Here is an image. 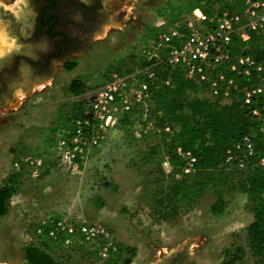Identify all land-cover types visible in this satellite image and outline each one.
<instances>
[{"label":"rangeland","instance_id":"1","mask_svg":"<svg viewBox=\"0 0 264 264\" xmlns=\"http://www.w3.org/2000/svg\"><path fill=\"white\" fill-rule=\"evenodd\" d=\"M24 1L0 0V24L16 46L9 52L23 48L11 32L12 22L34 13ZM182 1L109 0L103 32L66 64H56L48 80L33 82L30 91L24 81L11 83V94L0 102V187L11 178L15 191L0 216V263L25 264L23 248L37 241L39 225L64 218L101 224L118 261L129 258L124 264H159L186 242L185 254L193 264H254L245 235L252 214L243 195L224 190L217 200L215 189L209 188L175 212L155 203L172 169L164 155L146 159L161 137L139 131L142 119L137 111L130 117L133 124L119 121L107 129L97 147L81 154L78 166L59 164L54 156L60 132L70 123L74 106L84 104L88 86L106 79L111 67L150 40V28L165 4ZM16 2L18 12L5 7ZM28 73L26 66H18L19 76ZM73 79L84 83L80 96L68 91ZM32 158L40 164L28 167L25 163ZM43 247L61 264L94 262L87 244ZM235 255L240 258L230 261Z\"/></svg>","mask_w":264,"mask_h":264},{"label":"trees","instance_id":"2","mask_svg":"<svg viewBox=\"0 0 264 264\" xmlns=\"http://www.w3.org/2000/svg\"><path fill=\"white\" fill-rule=\"evenodd\" d=\"M194 9H200L209 18L223 11H239L241 3L239 0H183L176 6L165 4L159 15L173 23ZM150 29L149 38H152L155 30ZM232 50L264 61V35L251 32L247 42L233 41ZM122 69L121 64H117L108 72H123ZM152 71L154 77L151 79L140 76L148 86L150 98L145 120L141 123L150 122L152 129L148 133L159 134L161 140L149 148L145 156L151 161L156 154L164 155L172 169L171 179L160 187L155 203L175 212L191 205L209 188L215 189L217 200L224 190L243 195L244 206L252 214L245 233L247 247L253 263L264 264V167L259 164L264 156V139L259 131V120L248 112L239 94L231 102L222 103L209 97L204 82L185 76L179 68L160 62ZM68 91L80 96L84 92V83L73 79L68 84ZM85 106V101L75 105L69 118L81 114ZM256 106L264 114V97L258 99ZM136 111L141 118V110L135 108L119 121L133 124L130 117ZM166 126L169 131H156ZM244 138L252 144L251 155L235 149L236 144L242 146ZM177 148L190 152L195 158L191 172H183L187 161L176 152ZM229 152L231 158H228ZM14 191L11 178L0 187V216L7 212L8 200ZM46 244L59 245L48 239L26 244L22 251L24 263L61 264L45 250L43 245ZM239 258L240 255H235L230 261ZM128 262L129 258H125L124 263ZM124 263L118 261L112 247L104 264Z\"/></svg>","mask_w":264,"mask_h":264},{"label":"built area","instance_id":"3","mask_svg":"<svg viewBox=\"0 0 264 264\" xmlns=\"http://www.w3.org/2000/svg\"><path fill=\"white\" fill-rule=\"evenodd\" d=\"M239 1V11H223L209 18L200 9L173 23L158 15L152 26L154 36L120 63L123 72L111 71L102 84L86 91L85 108L62 129L54 146L59 164L78 166L81 154L97 147L104 132L114 128L119 119L133 109L141 110V119L145 120L150 98L148 86L140 76L153 78L152 68L160 62L204 82L209 97L222 103L231 102L239 94L248 112L259 120V131L264 139V114L256 106L258 99L264 97V61L232 50L233 41L247 42L251 32L264 35V0ZM131 60H134V68L125 70L124 61ZM151 129V123L146 122L139 131L146 133ZM161 130L167 132L169 127L156 129ZM235 149L243 150L246 155L253 152L248 138H244L242 146L236 144ZM176 152L186 158L183 172H191L195 158L180 148ZM25 164L35 167L40 160L32 158ZM259 164L264 167V156ZM36 233L37 239L65 246L73 242L89 245L94 264H104L113 247L104 227L94 222L54 218L40 224Z\"/></svg>","mask_w":264,"mask_h":264},{"label":"flooded vegetation","instance_id":"4","mask_svg":"<svg viewBox=\"0 0 264 264\" xmlns=\"http://www.w3.org/2000/svg\"><path fill=\"white\" fill-rule=\"evenodd\" d=\"M30 18L12 22V34L22 43L21 53L10 52L0 61V102L12 92L11 83L33 82L50 78L56 64L83 50L94 35L109 21V0H25ZM22 26V30H19ZM4 60H6L5 63ZM26 66L29 73L19 76L18 66ZM159 264H193L185 253H176Z\"/></svg>","mask_w":264,"mask_h":264},{"label":"bare ground","instance_id":"5","mask_svg":"<svg viewBox=\"0 0 264 264\" xmlns=\"http://www.w3.org/2000/svg\"><path fill=\"white\" fill-rule=\"evenodd\" d=\"M18 1H22L23 0H18ZM20 4V3H19ZM16 6H18V2H16L13 6H9V5H5V7L11 9V10H14L16 11V9H14ZM20 6V5H19ZM20 9V8H19ZM21 10V9H20ZM18 12V11H16ZM17 15V14H16ZM10 39V38H9ZM9 39H7V36L4 34V31H3V27L2 25L0 24V58L4 55L7 54V52H9V50H11L12 48L14 49V43L13 41H10ZM19 49V48H18ZM15 51V50H14ZM2 60V59H1ZM0 60V61H1ZM40 85V84H39ZM16 94V93H15ZM19 94V92H18ZM17 95V94H16ZM21 95V94H20ZM19 96V95H18ZM0 264H7V263H0Z\"/></svg>","mask_w":264,"mask_h":264},{"label":"water","instance_id":"6","mask_svg":"<svg viewBox=\"0 0 264 264\" xmlns=\"http://www.w3.org/2000/svg\"><path fill=\"white\" fill-rule=\"evenodd\" d=\"M102 32H103V29L99 30L98 34H101ZM5 62H6V60H4L3 63H5ZM124 64L126 65L125 70H132L134 68V60H131V62L124 61ZM104 81H105V79H101V80H99L97 82H93L92 84H90L88 86V88L96 87V86L102 84ZM188 244L189 243L186 242L185 244L180 245L176 250H174V251L170 252L169 254L163 256L161 259L164 260V259H166V258H168L170 256L175 255L176 253H185L186 249L188 247Z\"/></svg>","mask_w":264,"mask_h":264},{"label":"crops","instance_id":"7","mask_svg":"<svg viewBox=\"0 0 264 264\" xmlns=\"http://www.w3.org/2000/svg\"><path fill=\"white\" fill-rule=\"evenodd\" d=\"M10 53V52H9ZM8 53V54H9ZM16 53H21V50H16ZM8 54H6L5 56H7ZM4 56V57H5ZM3 56H2V58L1 59H3L4 58ZM35 83H33L32 85H30L29 87H28V85H25V88H28L29 89V91H30V89L33 87V85H34ZM38 84H42V83H38ZM21 88V87H20ZM20 88H16L15 89V91H18V90H21ZM15 93V92H14ZM64 130V129H63ZM66 131V130H65ZM60 133H62V130H61V132ZM61 135V134H60Z\"/></svg>","mask_w":264,"mask_h":264}]
</instances>
